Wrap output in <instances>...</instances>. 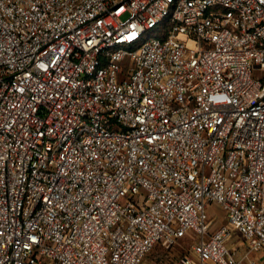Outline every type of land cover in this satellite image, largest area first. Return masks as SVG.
Masks as SVG:
<instances>
[{"label": "built area", "instance_id": "obj_1", "mask_svg": "<svg viewBox=\"0 0 264 264\" xmlns=\"http://www.w3.org/2000/svg\"><path fill=\"white\" fill-rule=\"evenodd\" d=\"M184 238L175 264L264 254V0H0V264Z\"/></svg>", "mask_w": 264, "mask_h": 264}, {"label": "rangeland", "instance_id": "obj_2", "mask_svg": "<svg viewBox=\"0 0 264 264\" xmlns=\"http://www.w3.org/2000/svg\"><path fill=\"white\" fill-rule=\"evenodd\" d=\"M207 214L211 221V230H215L221 224L227 222L224 212L217 204L210 205ZM192 242L189 238H184L178 244H174L169 248L157 244L147 255L146 262L147 264H175L182 255L191 253ZM240 243L243 245L242 247L238 246ZM232 245L239 256H244L248 251L247 243L237 232L230 240L229 246ZM253 255H258V253Z\"/></svg>", "mask_w": 264, "mask_h": 264}, {"label": "crops", "instance_id": "obj_3", "mask_svg": "<svg viewBox=\"0 0 264 264\" xmlns=\"http://www.w3.org/2000/svg\"><path fill=\"white\" fill-rule=\"evenodd\" d=\"M238 246L242 247L243 245L240 243ZM233 247V245L231 246ZM245 251V250H244ZM240 253V252H239ZM255 253L250 254L249 257H247L245 264H249V261L251 259L257 260L260 264H264V254L258 253V255H253Z\"/></svg>", "mask_w": 264, "mask_h": 264}]
</instances>
